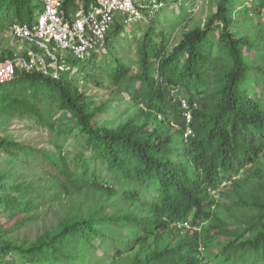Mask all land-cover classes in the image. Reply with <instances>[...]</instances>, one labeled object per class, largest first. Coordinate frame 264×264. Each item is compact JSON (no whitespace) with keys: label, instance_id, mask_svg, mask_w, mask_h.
<instances>
[{"label":"trees","instance_id":"16d2710c","mask_svg":"<svg viewBox=\"0 0 264 264\" xmlns=\"http://www.w3.org/2000/svg\"><path fill=\"white\" fill-rule=\"evenodd\" d=\"M0 3L13 23H31L39 9L32 0ZM211 5L204 24L174 44L175 29L147 30L135 70L105 47L114 63H104L96 85L111 88L106 102L74 85L76 60L68 76L17 72L0 86V117L47 132L49 144L0 134V153L17 165L0 171V205L70 204L26 246L0 237V264L9 254L25 264H264V0ZM172 12L179 26L187 11ZM114 24L117 37L124 25ZM100 53L87 60L92 73L103 68L94 64ZM183 101L192 113L187 140ZM114 102L125 118L112 126ZM63 112L73 129L57 126Z\"/></svg>","mask_w":264,"mask_h":264},{"label":"rangeland","instance_id":"374dc122","mask_svg":"<svg viewBox=\"0 0 264 264\" xmlns=\"http://www.w3.org/2000/svg\"><path fill=\"white\" fill-rule=\"evenodd\" d=\"M152 1L155 2V0ZM180 7L187 11L186 18H178L177 20H179L180 24L179 26H176L175 22H172L176 19V13L172 11L173 9L177 11ZM211 9V0H169L167 3H165L164 0L162 7L151 9V13L146 14L144 20L129 25L123 24V32L117 37L113 34V29L115 27L114 24L108 37V46H106L105 50L108 51L107 47H109L112 55L117 56L124 63L127 62L128 65L132 66V70H135L137 67V44L147 30L151 29L154 32H158L159 29H164L171 32L175 29V34L171 39V43L174 44L180 40L181 34L185 30H191L197 26H202L205 19L210 14ZM239 9L240 7H237L234 13ZM10 12L11 11L7 10L4 3H0V50L4 57L6 55L5 52L7 51L6 48H8L9 44L13 45L11 43L13 37L10 35V30L13 24L12 22L14 21L13 14L10 15ZM249 16L251 18L253 17L251 13ZM239 17L240 16L233 14L231 21H237ZM120 21V18H117L115 23ZM262 23L263 26L260 27V30L264 31V17ZM152 26L153 28H151ZM107 53L104 51L98 55V58L94 63L95 66L98 65L97 68L100 66L103 67L104 63L109 65L114 63L110 58L107 59ZM87 64V61L77 62L75 66L77 69L73 70L69 77L72 78L74 85L80 91L85 92L90 99L98 103L106 102L111 98V88H100L96 85L97 80H100L99 72L101 73L102 71H105V69L103 67L98 73H92L90 72V68L87 69ZM68 72H70V70L60 71L58 75L66 73L65 75L68 76ZM113 106L114 121L111 123L112 126L125 118L123 115L124 107L115 102ZM55 120L57 121V126L65 131L71 130L75 127L74 120H72L65 112L58 113ZM37 132L35 135L29 132L21 120L0 117V134L14 139L17 142L31 140L34 147L47 149L49 145L47 142V132L43 130H37ZM66 146L71 147L69 143ZM6 158L7 157L4 154L0 153V171L17 169V165L14 162H5ZM55 158H57V154L55 155ZM25 170L27 171V169ZM27 172L32 171L28 170ZM37 176L38 178H41V174H36L35 178H37ZM35 178L32 179L36 180ZM224 188L221 189V192H223V190L225 191ZM69 205L68 201H63L55 205L46 204L37 211L32 212H11L10 210L5 209L3 205H0V237L13 244H24L26 246L34 242L36 238L46 230L55 227L64 212L68 209ZM27 217H33L29 224L24 223V220ZM5 260L9 264H25L21 257H14L12 254L7 255ZM69 264H76V262H71Z\"/></svg>","mask_w":264,"mask_h":264},{"label":"built area","instance_id":"2783aa9c","mask_svg":"<svg viewBox=\"0 0 264 264\" xmlns=\"http://www.w3.org/2000/svg\"><path fill=\"white\" fill-rule=\"evenodd\" d=\"M66 0H42V10L31 23H14L10 34L31 48L27 57H0V86L12 82L17 72H41L57 79L60 71L70 70L69 60L87 61L103 51L113 24L120 18L124 25L144 20L151 9L162 7L152 0H93L87 11H78L67 18L62 9ZM184 138L193 136L192 113L185 101ZM226 183L222 184V187ZM217 198L218 196H214ZM189 228L187 223L181 227Z\"/></svg>","mask_w":264,"mask_h":264},{"label":"crops","instance_id":"0c3cea01","mask_svg":"<svg viewBox=\"0 0 264 264\" xmlns=\"http://www.w3.org/2000/svg\"><path fill=\"white\" fill-rule=\"evenodd\" d=\"M155 2L157 3L156 0H155ZM159 3H164V0H160ZM36 4L39 5V7H38L39 9H36L33 12V17H32L33 20L39 15V11L42 9V5H43L42 0H32V5H36ZM92 4H93V0L91 2L90 6L87 7L85 0H77L76 2L66 4L65 6L63 5L62 13L65 17L70 18V17H73L75 15V13H77L78 11L89 10L91 8ZM11 43L13 45L9 44L8 48H6L7 51L5 52V54H6L5 57L2 55V52L0 50V57H2V58H12L15 56L27 57L30 50H34L35 52L37 51L36 49L31 48L28 44L21 42V41L15 39L14 37H13V40Z\"/></svg>","mask_w":264,"mask_h":264},{"label":"clouds","instance_id":"9594fccd","mask_svg":"<svg viewBox=\"0 0 264 264\" xmlns=\"http://www.w3.org/2000/svg\"><path fill=\"white\" fill-rule=\"evenodd\" d=\"M193 135H194V133H193ZM188 224V223H187ZM179 227H181V224L179 225ZM188 227H190L189 225H188ZM182 228H185V227H182ZM186 229H189V228H186Z\"/></svg>","mask_w":264,"mask_h":264}]
</instances>
